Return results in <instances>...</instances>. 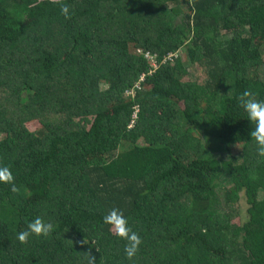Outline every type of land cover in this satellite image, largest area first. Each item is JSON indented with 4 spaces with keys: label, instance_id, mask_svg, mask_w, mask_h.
<instances>
[{
    "label": "trees",
    "instance_id": "16d2710c",
    "mask_svg": "<svg viewBox=\"0 0 264 264\" xmlns=\"http://www.w3.org/2000/svg\"><path fill=\"white\" fill-rule=\"evenodd\" d=\"M263 56L264 0H0V264H264Z\"/></svg>",
    "mask_w": 264,
    "mask_h": 264
},
{
    "label": "rangeland",
    "instance_id": "374dc122",
    "mask_svg": "<svg viewBox=\"0 0 264 264\" xmlns=\"http://www.w3.org/2000/svg\"><path fill=\"white\" fill-rule=\"evenodd\" d=\"M127 13H128V12H127ZM128 14H129V13H128ZM124 20H125V18H124ZM182 52H184L183 49H182ZM181 60H182L184 63H186V57L184 56V53H183V55H182ZM263 61H264V56H263ZM201 71H202V69H201L200 66H198V65H194V67L191 66V67L189 68V73H190V74H189V76H188L187 78L192 79L191 77H194V76H197V77H198V76L201 75ZM100 87H101V89H104V88H106L107 86H106L105 83L101 82ZM2 94H3V93L0 92V98H3V97H4V95H2ZM23 102H24V101H23ZM91 121H92V119H91ZM91 121H90V124H91ZM25 125L27 126L28 129H30V130H35V129L39 128V126H40V121H38V120H31V121H29V122H26ZM87 126H89V125L87 124Z\"/></svg>",
    "mask_w": 264,
    "mask_h": 264
}]
</instances>
